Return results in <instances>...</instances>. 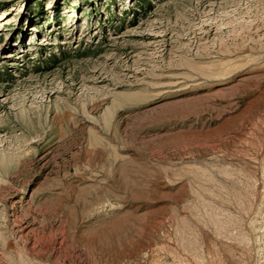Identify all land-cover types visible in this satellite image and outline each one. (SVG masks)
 <instances>
[{
    "label": "rangeland",
    "instance_id": "374dc122",
    "mask_svg": "<svg viewBox=\"0 0 264 264\" xmlns=\"http://www.w3.org/2000/svg\"><path fill=\"white\" fill-rule=\"evenodd\" d=\"M0 264H264V0H0Z\"/></svg>",
    "mask_w": 264,
    "mask_h": 264
},
{
    "label": "bare ground",
    "instance_id": "6f19581e",
    "mask_svg": "<svg viewBox=\"0 0 264 264\" xmlns=\"http://www.w3.org/2000/svg\"><path fill=\"white\" fill-rule=\"evenodd\" d=\"M44 41V40H43ZM47 42V40H45V42L44 43H46Z\"/></svg>",
    "mask_w": 264,
    "mask_h": 264
}]
</instances>
